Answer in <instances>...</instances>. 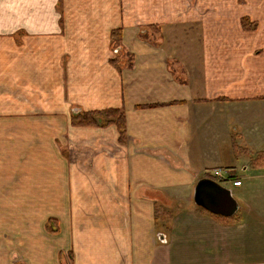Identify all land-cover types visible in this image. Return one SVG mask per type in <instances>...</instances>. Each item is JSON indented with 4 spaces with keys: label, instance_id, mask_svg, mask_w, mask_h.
I'll return each instance as SVG.
<instances>
[{
    "label": "crops",
    "instance_id": "1",
    "mask_svg": "<svg viewBox=\"0 0 264 264\" xmlns=\"http://www.w3.org/2000/svg\"><path fill=\"white\" fill-rule=\"evenodd\" d=\"M258 105L264 0H0V264H264ZM117 108L123 143L71 121ZM225 168L231 218L194 203Z\"/></svg>",
    "mask_w": 264,
    "mask_h": 264
},
{
    "label": "water",
    "instance_id": "2",
    "mask_svg": "<svg viewBox=\"0 0 264 264\" xmlns=\"http://www.w3.org/2000/svg\"><path fill=\"white\" fill-rule=\"evenodd\" d=\"M194 190V203L207 213L231 218L239 210L231 190L212 179H201Z\"/></svg>",
    "mask_w": 264,
    "mask_h": 264
},
{
    "label": "trees",
    "instance_id": "3",
    "mask_svg": "<svg viewBox=\"0 0 264 264\" xmlns=\"http://www.w3.org/2000/svg\"><path fill=\"white\" fill-rule=\"evenodd\" d=\"M119 32L112 34L119 36ZM115 65V60L112 61ZM126 115L123 109H110L96 112H80L71 116V121L76 126H108L115 124L120 133V142L123 143L127 140L126 133Z\"/></svg>",
    "mask_w": 264,
    "mask_h": 264
},
{
    "label": "rangeland",
    "instance_id": "4",
    "mask_svg": "<svg viewBox=\"0 0 264 264\" xmlns=\"http://www.w3.org/2000/svg\"><path fill=\"white\" fill-rule=\"evenodd\" d=\"M158 27H154L153 30H151L150 35L148 38L143 39L144 42H146V44H159L163 39H165V37H163V39H161L160 41H158V39L156 38L159 33H157L156 31H158ZM186 38H184V36H181L179 34H175L173 37H169L168 40H166V42H164V44H189L188 43V36L187 34L185 35ZM264 107L262 105H258L257 108H255V111H258L257 113L260 115H263L262 113H264L263 111ZM240 165V164H239ZM227 168H225L222 177H224L226 180V182H223L222 184L224 185L225 189H229L232 190L233 189V195L235 200L239 203L238 201V195H237V191H241V188H238L239 186H241L242 181H232V179H230V175L232 173H238V175H241V172L238 170L231 172L229 170H226ZM225 171H227V173H225ZM211 175H216V172H214V170H211L209 172ZM230 174V175H229ZM194 194V192H193ZM241 205V202L239 203ZM167 211H169L168 209H165ZM241 210V209H240ZM163 223V222H162Z\"/></svg>",
    "mask_w": 264,
    "mask_h": 264
},
{
    "label": "flooded vegetation",
    "instance_id": "5",
    "mask_svg": "<svg viewBox=\"0 0 264 264\" xmlns=\"http://www.w3.org/2000/svg\"><path fill=\"white\" fill-rule=\"evenodd\" d=\"M214 172H221V175H219V177L217 176V175H211L210 173H207L206 175H205V177H203V179L204 178H206V179H212V180H214V181H216L217 183H219V184H221L223 187H224V185L222 184L223 182H226V180H228V179H225L224 177H222V175H223V172H224V170H214ZM225 173H227V171H225ZM231 173V172H230ZM230 175V174H229ZM235 178V176L233 175V174H231L230 175V179H234ZM221 179V180H220ZM200 181V180H199ZM198 181V182H199Z\"/></svg>",
    "mask_w": 264,
    "mask_h": 264
},
{
    "label": "built area",
    "instance_id": "6",
    "mask_svg": "<svg viewBox=\"0 0 264 264\" xmlns=\"http://www.w3.org/2000/svg\"><path fill=\"white\" fill-rule=\"evenodd\" d=\"M216 175L219 177V175H221V172H219V173L217 172Z\"/></svg>",
    "mask_w": 264,
    "mask_h": 264
}]
</instances>
